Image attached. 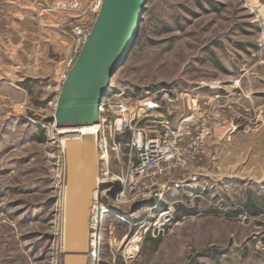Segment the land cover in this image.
<instances>
[{
	"label": "rangeland",
	"instance_id": "obj_1",
	"mask_svg": "<svg viewBox=\"0 0 264 264\" xmlns=\"http://www.w3.org/2000/svg\"><path fill=\"white\" fill-rule=\"evenodd\" d=\"M62 1L0 0V264H62L66 165L48 102L72 64L74 28L93 23L101 0H74L78 10ZM157 90L173 102L152 113L188 133L187 164L162 178L174 219L145 232L154 211L140 190L117 218L103 216L104 240L89 246L87 264H264V214L237 206L264 182V0H147L107 92L134 105ZM108 162L98 176L104 199L110 174L123 170L113 152ZM225 175L229 190L213 181Z\"/></svg>",
	"mask_w": 264,
	"mask_h": 264
},
{
	"label": "built area",
	"instance_id": "obj_2",
	"mask_svg": "<svg viewBox=\"0 0 264 264\" xmlns=\"http://www.w3.org/2000/svg\"><path fill=\"white\" fill-rule=\"evenodd\" d=\"M57 6L78 10L79 2L64 0L57 2ZM92 23L77 25L74 30V50L69 57V66L81 50L82 44L91 30ZM64 80V79H63ZM160 96L158 97V94ZM116 94H109L106 91L99 107V120L95 129V145L98 155L97 186L93 189L96 196L91 193L88 211V249L96 237L103 233V216L114 214L117 218L121 212V205L131 202L145 190L144 196L150 198V211L153 215L148 218L146 230L151 234H157L164 230L166 224L174 219L173 206L164 204V198L168 190L167 181L162 178L172 169L183 168L187 164V147L184 144L185 135L181 129L184 127L182 121L173 124L166 114L155 115L152 111H160L163 103L173 102L168 92L161 93L157 90L152 97L143 102L130 105L128 98H116ZM52 110V130L56 129L54 122V109L56 98L48 102ZM133 107V109H132ZM137 109V110H136ZM148 124H140V122ZM128 132L129 136L120 141L118 136ZM55 135V134H54ZM81 136V134H80ZM116 154L117 161L123 167L120 175L110 174L114 181L112 190L107 193L106 198L99 194L100 187L99 173H109V153ZM127 157L126 162H121V157ZM104 199V200H103ZM98 200V201H97ZM96 202V203H95ZM98 202V203H97ZM246 214L242 211L235 214V218L243 221ZM146 221V223H147ZM92 230L89 231V230ZM140 239V236L138 237ZM137 242V240L135 241ZM133 242V243H135ZM99 245V244H95Z\"/></svg>",
	"mask_w": 264,
	"mask_h": 264
},
{
	"label": "water",
	"instance_id": "obj_3",
	"mask_svg": "<svg viewBox=\"0 0 264 264\" xmlns=\"http://www.w3.org/2000/svg\"><path fill=\"white\" fill-rule=\"evenodd\" d=\"M146 2L101 0L91 30L56 96V127L98 122L102 99L133 46ZM86 138L87 134H81L79 139L68 138L63 144L66 180L62 264L88 261V206L95 187L98 155L96 145H87Z\"/></svg>",
	"mask_w": 264,
	"mask_h": 264
},
{
	"label": "crops",
	"instance_id": "obj_4",
	"mask_svg": "<svg viewBox=\"0 0 264 264\" xmlns=\"http://www.w3.org/2000/svg\"><path fill=\"white\" fill-rule=\"evenodd\" d=\"M236 127H232V128H226L224 133H228V134H232L234 133V131L236 130ZM214 182L217 181L218 184L222 187L223 190H229L232 188V182H234V180H232V178L229 175H225L223 178L218 180H213ZM207 184H208V190H212V187L215 186V184L213 182H211L210 180H207ZM203 182L201 180L200 177H197V180H193L192 181V186L193 187H197V189H199L200 187H202ZM248 188V187H247ZM256 193L255 195L253 193H249L246 197V201H242V200H238V207L243 206L245 207L246 210L249 209V212L252 214H264V198L261 197V193L263 192L262 190H264V182L257 180L256 184H255V189ZM227 200L228 202H225V207L228 206L229 208L233 205L235 206V203H230L229 199H224ZM229 204V205H228ZM88 211H89V206H88ZM241 210H237L236 209H232L229 210V213H238ZM243 212V211H242ZM258 245L264 246V238H259Z\"/></svg>",
	"mask_w": 264,
	"mask_h": 264
},
{
	"label": "bare ground",
	"instance_id": "obj_5",
	"mask_svg": "<svg viewBox=\"0 0 264 264\" xmlns=\"http://www.w3.org/2000/svg\"><path fill=\"white\" fill-rule=\"evenodd\" d=\"M97 127H98L97 124L84 125V126H79V127H63V128L56 127V129L54 130V134L56 135V137L58 138L59 142L62 145L64 144V141L68 138H78L79 139L80 134H87V138L85 140V143L90 146V145H94V143L96 141L94 135H95V129ZM94 155L95 154L93 153L92 157H94ZM92 160H93V158H92ZM98 164H99V161L97 158L96 170L98 168ZM96 176H97V171H96ZM95 185L97 186V178L95 180ZM94 189H95V187H94ZM93 194H94V196H96V193L94 190H93ZM100 235H103V233L101 232ZM103 240L104 239H102V236L96 237V239L92 242L91 245H95V244L100 245ZM88 242H89V240H88ZM133 242H135V240H133ZM134 249H135V243L131 244V246L128 248V250L131 252L134 251ZM87 255L91 256V255H93V253L89 252Z\"/></svg>",
	"mask_w": 264,
	"mask_h": 264
}]
</instances>
